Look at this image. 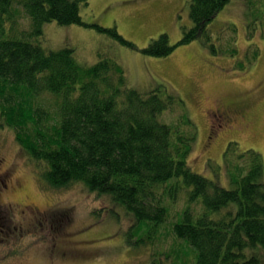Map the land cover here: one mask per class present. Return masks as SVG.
<instances>
[{"label":"trees","instance_id":"obj_1","mask_svg":"<svg viewBox=\"0 0 264 264\" xmlns=\"http://www.w3.org/2000/svg\"><path fill=\"white\" fill-rule=\"evenodd\" d=\"M229 1L190 0L191 25L182 28L180 39L172 44L162 32L151 38L142 52L166 56L178 44L198 37L213 52L222 51L211 41L209 26ZM81 2L87 0H0V125L13 128L23 148L42 163L40 177L48 186L61 188L80 182L88 191L107 196L112 214L116 215L115 205L123 209L132 219L126 233L128 242L130 238L136 244L152 240L167 216L162 203L165 189L160 192L159 188L175 178L166 193L175 199V193L185 187L189 196L172 230L192 248V264H262L261 153L248 149L246 170L240 176L230 174L232 187L226 188L188 166L194 135L176 127L173 136L172 126L159 120L161 113L177 105L173 92L136 90L114 58L100 57L85 65L76 59L73 47H43L42 25L50 21L94 26L135 46L114 26L84 23ZM13 4L21 6L29 17L28 29L17 26ZM244 5L249 17L247 32L253 33L257 20L264 37V0H244ZM257 48L252 57L257 56ZM43 94L57 98L58 118L52 123L36 100ZM179 117L181 123L192 126L186 113ZM196 200L202 210L193 214L191 203ZM254 248L260 253L253 252Z\"/></svg>","mask_w":264,"mask_h":264},{"label":"rangeland","instance_id":"obj_2","mask_svg":"<svg viewBox=\"0 0 264 264\" xmlns=\"http://www.w3.org/2000/svg\"><path fill=\"white\" fill-rule=\"evenodd\" d=\"M189 1L81 2L84 23L114 26L135 45L132 47L94 26L54 21L42 25L40 41L46 49L73 47L76 59L85 65L100 57L114 58L122 66L127 83L138 91L159 88L162 94L173 92L181 102L161 113L159 120L172 126L173 136L176 127L181 133L194 135L187 159L193 171L231 188L230 174L240 176L246 170L248 149L260 152L264 163V37L257 20L253 33L247 32L249 17L244 0H230L209 26L211 41L222 51L213 52L198 37L178 44L166 56L144 54L141 48L162 32L172 44L180 39L182 28L191 25ZM11 11L17 26L28 29L29 17L22 7L13 4ZM256 48L258 54L252 57ZM231 50L236 51L229 53ZM227 98L244 104L240 111L230 114L229 120L216 111L217 104ZM36 100L50 117L48 123L54 122L58 118L56 96L43 94ZM183 113L192 126L179 121ZM0 157V170L13 168L20 183L0 196V227L6 232H0V264L193 263L192 248L172 230L189 196L185 187L175 193V199L166 193L175 178L159 188L160 192L165 189L162 203L167 208L166 219L151 241L136 244L131 238L127 241L132 219L123 209L115 205L116 215L112 214L109 198L88 191L80 182L61 188L48 186L40 177L42 163L31 157L17 140L15 130L6 125H0ZM13 181L12 177L11 184ZM29 205L35 207V214ZM191 207L193 214L202 210L198 200ZM22 209L27 210L24 213ZM57 248L69 254L59 256ZM252 251L260 253L258 248Z\"/></svg>","mask_w":264,"mask_h":264},{"label":"flooded vegetation","instance_id":"obj_3","mask_svg":"<svg viewBox=\"0 0 264 264\" xmlns=\"http://www.w3.org/2000/svg\"><path fill=\"white\" fill-rule=\"evenodd\" d=\"M240 105H242L244 107V104L241 103L239 100L234 99V98H227V99L219 102V104H217V110L216 111H217L218 116L222 117V119L229 120L230 119V114H233L234 112L240 111V108H241ZM1 161H2V158L0 157V162ZM4 171L0 170V196L5 190L8 191L11 188L20 186L18 177L14 176V174H13V172H14L13 168H11V169L7 168ZM12 177H13L14 181L11 184ZM1 205L2 204H0V206ZM24 206H25V208H28L26 205H24ZM29 207L32 210L31 212H33V214H35V212H36L35 207L32 206V205H29ZM9 208L11 209V206H9L8 209ZM22 210H24L22 212L25 213V211L27 209L26 210L22 209ZM5 213L8 214L9 213L8 210L5 211ZM5 228L9 231V227H5ZM0 232L6 233V232H4V230L1 227H0ZM55 253L57 255H59V256L62 255V254L63 255L66 254V252L62 251V249H60V248H57L55 250Z\"/></svg>","mask_w":264,"mask_h":264}]
</instances>
